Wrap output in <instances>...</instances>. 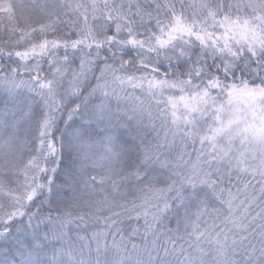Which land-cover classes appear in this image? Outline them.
I'll return each mask as SVG.
<instances>
[{"label": "snow or ice", "instance_id": "6c2138e0", "mask_svg": "<svg viewBox=\"0 0 264 264\" xmlns=\"http://www.w3.org/2000/svg\"><path fill=\"white\" fill-rule=\"evenodd\" d=\"M0 264H264V0H0Z\"/></svg>", "mask_w": 264, "mask_h": 264}]
</instances>
